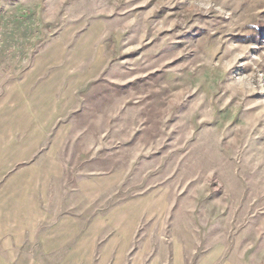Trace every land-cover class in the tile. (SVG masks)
<instances>
[{
  "label": "rangeland",
  "instance_id": "rangeland-1",
  "mask_svg": "<svg viewBox=\"0 0 264 264\" xmlns=\"http://www.w3.org/2000/svg\"><path fill=\"white\" fill-rule=\"evenodd\" d=\"M0 264H264V0H0Z\"/></svg>",
  "mask_w": 264,
  "mask_h": 264
}]
</instances>
